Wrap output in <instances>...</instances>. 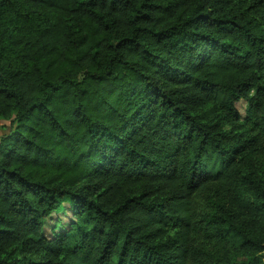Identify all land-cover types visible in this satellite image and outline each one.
Instances as JSON below:
<instances>
[{"label": "trees", "instance_id": "16d2710c", "mask_svg": "<svg viewBox=\"0 0 264 264\" xmlns=\"http://www.w3.org/2000/svg\"><path fill=\"white\" fill-rule=\"evenodd\" d=\"M0 121V264H264V0H0Z\"/></svg>", "mask_w": 264, "mask_h": 264}, {"label": "rangeland", "instance_id": "374dc122", "mask_svg": "<svg viewBox=\"0 0 264 264\" xmlns=\"http://www.w3.org/2000/svg\"><path fill=\"white\" fill-rule=\"evenodd\" d=\"M237 108H238V110L240 111V113H241L243 116L246 115L247 104H246L245 101H240V102H238V103H237ZM2 124H5V122H4V121H0V126H1ZM2 130H3V129H2ZM0 133H1V128H0ZM200 202H201V201H200ZM198 206L201 207V206H202V202H201ZM61 218H62L63 220L68 219L67 216H65V215H64V216L61 215ZM66 222H67V220H66Z\"/></svg>", "mask_w": 264, "mask_h": 264}]
</instances>
